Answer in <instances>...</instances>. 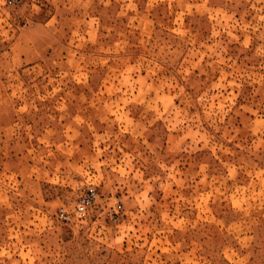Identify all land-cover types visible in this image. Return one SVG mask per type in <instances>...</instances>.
<instances>
[{
  "label": "rangeland",
  "instance_id": "rangeland-1",
  "mask_svg": "<svg viewBox=\"0 0 264 264\" xmlns=\"http://www.w3.org/2000/svg\"><path fill=\"white\" fill-rule=\"evenodd\" d=\"M0 264H264V0H0Z\"/></svg>",
  "mask_w": 264,
  "mask_h": 264
},
{
  "label": "built area",
  "instance_id": "built-area-1",
  "mask_svg": "<svg viewBox=\"0 0 264 264\" xmlns=\"http://www.w3.org/2000/svg\"><path fill=\"white\" fill-rule=\"evenodd\" d=\"M8 5H13L18 3L20 0H5ZM95 192L92 188H89L87 192L80 198V200L75 204L72 213L76 218H81L85 215L86 211L92 205L95 199ZM58 219L61 221H67L69 219V215L64 212L63 209L58 210L57 213Z\"/></svg>",
  "mask_w": 264,
  "mask_h": 264
}]
</instances>
